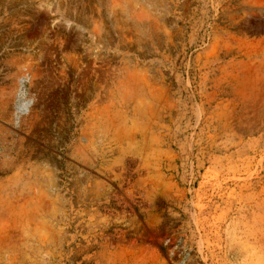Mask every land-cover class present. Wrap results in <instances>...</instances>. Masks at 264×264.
Masks as SVG:
<instances>
[{
    "label": "rangeland",
    "instance_id": "1",
    "mask_svg": "<svg viewBox=\"0 0 264 264\" xmlns=\"http://www.w3.org/2000/svg\"><path fill=\"white\" fill-rule=\"evenodd\" d=\"M0 264H264V0H0Z\"/></svg>",
    "mask_w": 264,
    "mask_h": 264
}]
</instances>
